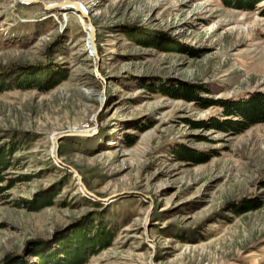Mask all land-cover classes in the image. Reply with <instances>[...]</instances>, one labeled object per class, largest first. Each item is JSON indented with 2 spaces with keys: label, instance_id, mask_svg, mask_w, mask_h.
I'll list each match as a JSON object with an SVG mask.
<instances>
[{
  "label": "rangeland",
  "instance_id": "374dc122",
  "mask_svg": "<svg viewBox=\"0 0 264 264\" xmlns=\"http://www.w3.org/2000/svg\"><path fill=\"white\" fill-rule=\"evenodd\" d=\"M65 1L87 9L97 55L82 14L44 7ZM263 6L0 0V79L55 81L0 91V139L16 143L0 262L102 214L115 233L83 264H264V122L225 131L234 118L209 105L264 94ZM171 83L205 89L187 101L161 93Z\"/></svg>",
  "mask_w": 264,
  "mask_h": 264
},
{
  "label": "trees",
  "instance_id": "16d2710c",
  "mask_svg": "<svg viewBox=\"0 0 264 264\" xmlns=\"http://www.w3.org/2000/svg\"><path fill=\"white\" fill-rule=\"evenodd\" d=\"M226 7L238 8L245 11L256 9L258 4L264 3V0H220ZM261 14L264 15V6L261 9ZM0 79V91L15 87L19 89L38 88L46 91L55 85V81L51 80L50 74H46L45 81L40 80L39 74L32 72H24L23 77L17 78L11 86L6 84V81ZM205 87H195L177 84H168L160 89L164 95L184 99L187 101H195ZM155 91V90H154ZM209 105L220 106L225 116L233 117L234 119L222 122L221 129L225 131L239 133L247 129L251 125L259 122H264V94H251L248 97L225 101H212ZM208 105V104H207ZM219 123V122H217ZM16 150V143L12 141L1 142L0 139V196L6 188L2 185L8 178V171L14 165L13 154ZM180 150V149H179ZM176 153V152H175ZM178 159H187L186 155L177 154ZM8 181V180H7ZM9 187L12 180L8 182ZM8 188V187H7ZM49 196L41 198L39 205L34 209H40L50 205ZM97 205V204H95ZM261 206V203L254 201L249 208L256 209ZM104 216H98V222L89 223L87 227L82 226L70 237H64L54 240H32L28 242L26 253L22 255L9 254L0 264H83L87 259L94 255L99 250L108 247L116 229H112L104 223Z\"/></svg>",
  "mask_w": 264,
  "mask_h": 264
},
{
  "label": "water",
  "instance_id": "95a60500",
  "mask_svg": "<svg viewBox=\"0 0 264 264\" xmlns=\"http://www.w3.org/2000/svg\"><path fill=\"white\" fill-rule=\"evenodd\" d=\"M32 2V0H25V2ZM72 7L74 8L76 11H78L80 14H82V16L88 20V24H89V29H90V45L92 47V50L94 51V53L97 55V45H96V29L94 27V24L92 22L91 17L89 16L88 12L82 7V4L79 1H65L61 4H45L44 3V7L46 9H50V8H54V7ZM60 140V136L57 138L56 142L58 143V141ZM70 169H72L75 174L78 176L79 181L82 185V187L84 188V190L91 194L94 195L92 192H90L87 187L85 186V184L82 181V176L77 172V170H75L73 167L68 166Z\"/></svg>",
  "mask_w": 264,
  "mask_h": 264
},
{
  "label": "bare ground",
  "instance_id": "6f19581e",
  "mask_svg": "<svg viewBox=\"0 0 264 264\" xmlns=\"http://www.w3.org/2000/svg\"><path fill=\"white\" fill-rule=\"evenodd\" d=\"M67 7V6H66ZM69 7V6H68ZM82 7H83V5H82ZM85 10H87L85 7H83Z\"/></svg>",
  "mask_w": 264,
  "mask_h": 264
}]
</instances>
